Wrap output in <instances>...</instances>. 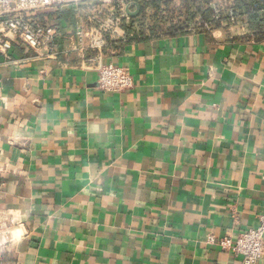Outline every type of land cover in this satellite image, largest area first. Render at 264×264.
<instances>
[{"label":"crops","instance_id":"1","mask_svg":"<svg viewBox=\"0 0 264 264\" xmlns=\"http://www.w3.org/2000/svg\"><path fill=\"white\" fill-rule=\"evenodd\" d=\"M225 14L174 34L136 19L107 49L121 92L76 54H0V210L22 221L0 264H243L207 239L264 215V39Z\"/></svg>","mask_w":264,"mask_h":264},{"label":"built area","instance_id":"2","mask_svg":"<svg viewBox=\"0 0 264 264\" xmlns=\"http://www.w3.org/2000/svg\"><path fill=\"white\" fill-rule=\"evenodd\" d=\"M147 1V0H144ZM73 8L72 24L61 28L45 16L52 7ZM136 0H0V54L6 55L13 45L29 48L36 59H57L76 54L83 70L96 75L98 88L103 92H121L133 87V78L124 65L108 60V48L113 40L126 41L130 35L126 27L134 11ZM259 6L264 9V0ZM219 18V16H214ZM208 29V23L203 24ZM18 215L0 210V249L8 243L14 227L21 225ZM221 250L240 255L243 264H256L264 256V215L259 223L234 237L223 236L216 242Z\"/></svg>","mask_w":264,"mask_h":264},{"label":"trees","instance_id":"3","mask_svg":"<svg viewBox=\"0 0 264 264\" xmlns=\"http://www.w3.org/2000/svg\"><path fill=\"white\" fill-rule=\"evenodd\" d=\"M136 1L140 3V13L135 18L131 17L126 29H132L135 26L134 21L141 16L153 20L150 25L145 21L139 22V26L148 28L151 34H174L188 30L189 27L204 28V23L210 26L219 23V20L213 18V9L209 6L212 0ZM259 2L260 0H229V8L234 9L249 24L250 33L242 36V39H264V9L259 6Z\"/></svg>","mask_w":264,"mask_h":264},{"label":"rangeland","instance_id":"4","mask_svg":"<svg viewBox=\"0 0 264 264\" xmlns=\"http://www.w3.org/2000/svg\"><path fill=\"white\" fill-rule=\"evenodd\" d=\"M209 6L212 7L213 9V18L216 20H221V17L224 15H226L225 13L229 10L230 4H229V0H212L209 4ZM57 13L63 14V16H65L66 18H71L74 10L73 8H71V6L66 7L65 6H57V7H52V11H48L46 14L49 16V18L54 17ZM214 16H219V18H215ZM149 17V16H148ZM147 22V25H150L153 23V20L151 18H143V16H141L138 19V22Z\"/></svg>","mask_w":264,"mask_h":264},{"label":"water","instance_id":"5","mask_svg":"<svg viewBox=\"0 0 264 264\" xmlns=\"http://www.w3.org/2000/svg\"><path fill=\"white\" fill-rule=\"evenodd\" d=\"M126 12H127V14H128L130 17H135V16H137V15L139 14V12H140V6H139V5H136L134 11H130L129 9H126Z\"/></svg>","mask_w":264,"mask_h":264},{"label":"clouds","instance_id":"6","mask_svg":"<svg viewBox=\"0 0 264 264\" xmlns=\"http://www.w3.org/2000/svg\"><path fill=\"white\" fill-rule=\"evenodd\" d=\"M14 235H15L16 238H19L20 233L17 232V233H15Z\"/></svg>","mask_w":264,"mask_h":264}]
</instances>
